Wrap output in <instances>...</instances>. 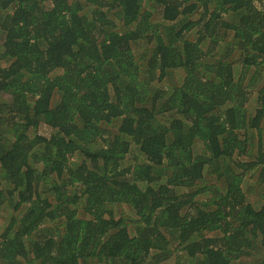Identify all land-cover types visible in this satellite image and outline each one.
Wrapping results in <instances>:
<instances>
[{
	"label": "trees",
	"instance_id": "16d2710c",
	"mask_svg": "<svg viewBox=\"0 0 264 264\" xmlns=\"http://www.w3.org/2000/svg\"><path fill=\"white\" fill-rule=\"evenodd\" d=\"M0 42V264H264V0H0Z\"/></svg>",
	"mask_w": 264,
	"mask_h": 264
},
{
	"label": "rangeland",
	"instance_id": "374dc122",
	"mask_svg": "<svg viewBox=\"0 0 264 264\" xmlns=\"http://www.w3.org/2000/svg\"><path fill=\"white\" fill-rule=\"evenodd\" d=\"M0 44H1V42H0ZM145 48H146V46H145L144 43L140 44V46L135 50L136 54L139 55V54L143 53V51L145 50ZM1 66L2 67H5L6 64L1 63ZM177 73H178V71H177ZM261 87H262V85H259V86L258 85H255V89L256 90H253L252 93H251L250 108L248 110H255L256 109V107H257V101L255 102V98H256L257 94L261 91V89H260ZM40 133L43 134V135H46V133L48 134V130H46L44 127H41ZM257 137H258V133L255 132L254 139L252 140V143L253 144H256L257 143V140H258ZM263 140H264V138H263ZM240 161L241 162H245V161H248V159L245 158V156L242 155V157L240 158ZM248 183L253 185L254 184V178H250V180L248 181ZM250 187H252V189H253L254 187H256V185L255 186H250ZM247 196H248V199L249 200L250 199L251 200H255V198L252 195L247 194ZM3 214H5V215L8 214V211L4 210L3 211ZM1 223L2 222L0 221V228H1ZM170 263H171V261L168 264H170Z\"/></svg>",
	"mask_w": 264,
	"mask_h": 264
}]
</instances>
